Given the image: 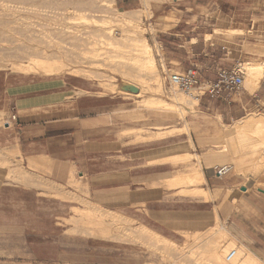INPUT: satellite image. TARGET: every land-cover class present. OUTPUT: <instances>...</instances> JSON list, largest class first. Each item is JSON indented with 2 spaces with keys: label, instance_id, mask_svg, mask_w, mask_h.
I'll list each match as a JSON object with an SVG mask.
<instances>
[{
  "label": "crops",
  "instance_id": "0c3cea01",
  "mask_svg": "<svg viewBox=\"0 0 264 264\" xmlns=\"http://www.w3.org/2000/svg\"><path fill=\"white\" fill-rule=\"evenodd\" d=\"M219 64L200 71L201 78L214 80L219 69L230 67ZM122 98L101 94L75 76L0 72V112L8 122L0 127V151H16L25 168L24 178L13 180L0 166V264H130L126 258L115 261V246L105 248L112 259L89 260L91 252L103 250V239L67 233L70 228L63 221L75 207L82 208L78 200H89L172 241L182 240L183 232L202 231L218 218L238 244L264 263V191L243 182L233 168L217 178V165L203 159L204 182L173 187L170 179L189 168L165 159L191 153L195 141L182 133L160 138L136 134L142 141L119 137L118 125L129 124L128 103ZM202 98L207 102L204 112L228 122L264 103V74L253 93L244 89L230 94L233 105L222 98ZM196 187L207 190L208 198L190 193ZM83 240L91 247L83 246Z\"/></svg>",
  "mask_w": 264,
  "mask_h": 264
},
{
  "label": "rangeland",
  "instance_id": "374dc122",
  "mask_svg": "<svg viewBox=\"0 0 264 264\" xmlns=\"http://www.w3.org/2000/svg\"><path fill=\"white\" fill-rule=\"evenodd\" d=\"M87 2L89 4L86 6ZM102 3H105L107 8ZM108 3L113 4L114 8L108 7ZM78 14H82L88 20L84 22L83 19H76ZM122 18L132 21L129 24L117 21ZM132 37L139 39L144 37L151 46L162 87H158L154 76L144 75L137 70L136 65L131 60ZM49 39H52L50 43ZM108 41L110 42L107 43ZM36 50L38 55L43 54L42 57L51 58L54 55V58H58L59 55L61 58L58 59L64 61L62 63L63 65L65 63V67L62 66V70L53 75L75 76L91 82L101 94L123 97V102L128 103L126 105L129 110L125 118L129 124L118 125L119 130H121L117 133L119 137L125 136L132 141H142L137 139L136 134L154 135L157 131L162 132L169 128L178 127V134H186L195 141V145L190 144L192 149L190 159L184 164L180 163L183 170L186 164H191L193 159L198 163L205 155L213 157V151L223 146V149H226L223 153L228 155V161L214 162L211 165H231L234 175L243 182L248 181L247 184L258 188V191H264V166L254 175L255 171L253 173L249 171V166L246 164H244L245 166H238L237 161H235L241 158V153L238 154V152H243L241 140L250 136L248 132H251L249 131L251 129L244 133L245 137L228 132L230 130L232 132V125H235V121L241 117L264 115V103L259 102L258 104L257 102L259 107H249L239 117L228 122L221 121L219 115L213 117L204 112L202 106L207 105V102L204 104V98L200 99L193 107L184 104V113L181 114L179 105L174 102L173 96H181L184 101L189 102L191 96L195 94H187L174 88L164 78L166 74L182 72L193 65L204 73L207 69L215 68L219 62L222 67H231L237 61H241L245 68L242 90L245 89L248 93H253L258 86L253 90L246 87L247 70L245 66L248 63H264V0H0V72H25L20 65L27 63L29 57L34 56V53V57H41V55H37ZM228 51L230 53H227ZM126 69H130L127 77L136 86L131 87L129 86L131 84L124 82L127 77L121 72H126ZM35 74L47 75L42 72ZM113 84L116 87L114 85V88H111ZM128 88H135L139 95L127 90ZM156 98H161L173 106L160 108L157 104H149V107L145 104L146 99ZM234 103L233 99L230 105ZM121 112L118 113V116H122ZM6 120L5 113L1 112L0 127ZM127 129L132 130L125 131ZM229 134L234 136V139ZM216 135H219L216 137L217 139H215ZM236 136L237 139H235ZM231 140L233 141L231 142ZM214 141L217 144H212ZM1 156L0 166L8 169L7 178L13 180H17L19 177L24 178L25 168L20 157L16 158L15 154L9 155L8 151L3 150L0 151V158ZM3 157L7 160L6 163L3 162ZM9 158L18 166L10 162ZM238 167L240 172H237ZM244 168L247 169L244 170ZM201 183L183 182L177 183V186L185 188L193 185L198 186ZM78 202L82 208L87 205L91 206L85 200H78ZM100 214L101 216L105 215L102 218L108 222L102 223L103 227L94 220L91 222V220L79 219L80 215L78 216L75 211L67 220L63 221L70 228L67 233L77 234L84 239L89 237L103 239V241H99L103 250L94 251L90 253V256L88 255L89 260L93 261L112 259V253L106 252L105 248L115 246L119 249L114 253L115 261H122L126 258L130 264H203L205 259L204 264H206L207 262L210 263L207 260L209 259V252L215 248H221L220 245L225 243L224 241L229 242L228 237L224 236L222 237L223 242L218 244V233L211 234L213 233L211 227L216 223L214 220L210 226L202 231L193 234L188 233L189 236L183 232L182 240L173 241L175 244H170L171 247L167 244L164 248V245L160 243L153 244L151 240L149 242L140 230L141 225L133 220L125 218L126 221L112 222L106 212H100ZM218 221L216 228L220 227L221 224L225 227L224 223L219 219ZM132 229L136 232L135 236L131 233ZM212 242L215 245L211 244ZM82 243L83 246L86 243L90 247L92 244L84 240ZM201 243L206 246L201 245ZM233 246L229 245L227 250L234 248ZM121 249L124 250V255ZM85 251L88 250L83 247V252ZM165 254H169L167 260ZM199 254H201L200 259ZM123 256L125 257L123 258ZM195 259L199 260L197 261L199 263Z\"/></svg>",
  "mask_w": 264,
  "mask_h": 264
},
{
  "label": "bare ground",
  "instance_id": "6f19581e",
  "mask_svg": "<svg viewBox=\"0 0 264 264\" xmlns=\"http://www.w3.org/2000/svg\"><path fill=\"white\" fill-rule=\"evenodd\" d=\"M101 2V1H100ZM113 2V1H112ZM80 3V2H79ZM84 3H86V1H84ZM83 3V4H84ZM105 3H107V2H105ZM105 3L103 4L104 6H105ZM111 3V2H110ZM89 4V2H87V4H86V6ZM109 4V3H108ZM100 5V4H99ZM107 5V4H106ZM91 6H93V5H91ZM106 7V6H105ZM108 7H110L111 9L112 8H114L113 7V4H109L108 5ZM107 8V7H106ZM117 8V7H116ZM115 10V9H114ZM148 10V9H147ZM144 11H145V9H144ZM148 13V12H147ZM122 14V13H121ZM77 15V14H76ZM119 15V14H118ZM124 15V14H123ZM149 15V14H148ZM114 16H116V15H114ZM113 17V16H112ZM120 17V16H119ZM71 18V17H70ZM76 19H83L84 20V22H86V20H88L87 18H85L82 14H78V16L77 17H75ZM75 19V20H76ZM109 20V19H108ZM111 20V19H110ZM80 21V20H79ZM117 21H120V22H122V23H128L129 24V22H131L130 20H126V19H124V18H122L121 20L119 19V20H117ZM95 22V21H94ZM108 22V21H107ZM110 23V22H109ZM112 23V22H111ZM117 23H119V22H117ZM122 23L120 24L121 26H122ZM132 23H134V22H132ZM127 24V25H128ZM132 25V24H131ZM134 27H135V24L133 25ZM132 26V27H133ZM137 26V25H136ZM137 28V27H136ZM135 28V29H136ZM236 30V29H235ZM139 31V30H138ZM141 31H142V29H141ZM234 31V30H233ZM132 33V32H131ZM138 34H140V33H138ZM135 35V34H134ZM133 38V37H132ZM141 38V37H140ZM144 38V37H143ZM139 39V38H136V37H134L133 39H132V43H131V47H130V50H131V54H132V61L134 62V64L136 65V68H137V70L138 71H140L142 74L144 73V75H147V76H154L155 77V80H156V83H157V85H158V87H162V85H161V82H160V79H159V77H158V73H157V67H156V62H155V58H154V55H153V50H152V48H151V46L148 44V42H147V40L144 38V39ZM131 39V38H130ZM50 40H52V39H49V43H50ZM52 42V41H51ZM97 42V41H96ZM110 41H108L107 43H109ZM60 43V42H59ZM57 44H58V42H57ZM56 44V45H57ZM105 45V44H104ZM108 45V44H107ZM113 45H115V44H113ZM93 46V45H92ZM94 46H97V45H95L94 44ZM109 46V45H108ZM123 46V45H122ZM125 46V45H124ZM28 47V46H27ZM34 47V46H33ZM110 47H113V46H110ZM58 48V47H57ZM96 48V47H95ZM94 48V49H95ZM116 47H114V50H116L115 49ZM119 48V47H118ZM43 49V48H42ZM119 49H121V48H119ZM126 49V48H125ZM112 50V49H111ZM128 50V49H127ZM41 51V50H40ZM122 51V50H121ZM35 52V51H34ZM39 52V51H38ZM43 52V51H42ZM107 52V51H106ZM105 52V53H106ZM109 52H111V51H109ZM114 52V51H113ZM112 52V53H113ZM36 53H37V50H36ZM40 53V52H39ZM130 53V52H129ZM44 54H45V52H44ZM52 54V53H51ZM28 55V54H27ZM33 55V54H32ZM37 55H38V53H37ZM39 55H41V54H39ZM38 55V56H39ZM43 55V54H42ZM42 55H41V57H34L35 56V53H34V56H30L29 57V59L26 61L27 63H23V64H21L20 65V67L25 71V72H34V73H38V72H42V73H44V74H47V75H53V74H55V73H57V72H59L60 70H62L61 68H62V66H64L65 67V63H64V65H63V63L62 62H64V61H61V60H59L61 57L58 55V58L57 57H51V58H48V57H46V56H43L42 57ZM56 55V54H55ZM113 56V54H110V56ZM117 55H118V53H117ZM129 55V54H128ZM29 56V55H28ZM51 56V55H50ZM106 56V55H105ZM123 56V55H122ZM65 57V56H64ZM107 57V56H106ZM109 57V56H108ZM123 57H125V56H123ZM127 57V56H126ZM66 59V58H65ZM14 66V65H13ZM126 66V65H125ZM123 67H124V65H123ZM246 70H247V77H246V80H245V85H246V87H248L250 90H253V89H255L258 85H259V82H260V80H261V78L263 77V74H264V63H248V64H246ZM18 69V68H17ZM121 69H123L122 67H121ZM19 70H21V69H19ZM71 70H72V68H71ZM130 70V69H129ZM129 70H127L126 69V72H121V71H119V72H121V73H123V75L124 76H126L127 77V73L129 72ZM82 71V70H81ZM72 72V71H71ZM130 73V72H129ZM122 75V76H123ZM123 76V77H124ZM134 79V78H133ZM124 82H126V83H128V84H131V85H129V86H136V84H134L133 83V81H131V80H129L128 79V77L126 78V79H124ZM110 85V84H109ZM114 85L115 84H113V87H111V88H114ZM111 86V85H110ZM115 87H116V85H115ZM122 88V87H121ZM121 88H119V89H121ZM110 89V88H109ZM116 89V88H115ZM111 90H114V89H111ZM134 94H136V95H139V92H136V93H134ZM190 96V95H189ZM150 98V97H149ZM155 98V97H154ZM173 99H174V102L176 103V104H178L179 105V110H180V112H181V114H183L184 113V110L183 109H185V107H184V104H188V105H190L191 107H193V105H195L197 102H198V100H197V98L195 97V96H191V98H190V100H189V102H186V101H184V99H183V97H181V96H176V95H174L173 96ZM145 104H147V106L149 105V104H157L160 108L162 107V106H165V107H168V106H173L171 103H169V102H166V101H164L163 99H161V98H156V99H146V101H145ZM146 106V107H147ZM149 107V106H148ZM155 107V106H154ZM164 107V108H165ZM189 107V106H188ZM191 107H190V109H191ZM1 113V112H0ZM3 113V112H2ZM234 125V124H233ZM232 125V127H233V130H232V132H230V131H228L229 133H231V134H235V135H238V136H246V135H244V133L245 132H247V130L248 129H251V130H249V131H251V132H248V133H250V134H248V135H250L249 137H245V138H240V139H242L241 141H242V148H241V150L243 151V152H238V154H240V156H241V158L240 159H236L235 161H237V165L238 166H242V165H244V164H246V166H249V167H247V168H249L248 170L249 171H252V173H253V171H255L254 172V175L256 174V172L259 170V169H261L262 168V166H264V115L263 114H261V115H248V116H246V117H241L240 119H238V120H236L235 121V125L233 126ZM226 126V125H225ZM224 126V127H225ZM232 127H231V129H232ZM224 129H226V128H224ZM177 130H179V128L178 127H173V128H170V129H167L166 131H162V132H156L154 135L152 134L149 138H160V137H163V136H165V135H167V134H178V132H177ZM217 131V130H216ZM220 131V130H219ZM225 131V130H224ZM165 133V134H164ZM215 133V132H214ZM220 133H221V131H220ZM220 133H219V135H220ZM223 133V132H222ZM218 134V133H217ZM219 135H216L215 136V139H217L216 137L217 136H219ZM224 135V134H223ZM230 135V134H229ZM229 135H227V136H229ZM210 136H212V135H210ZM231 136V135H230ZM226 138V137H225ZM227 138H230V137H227ZM231 138H233L234 139V136L232 137L231 136ZM230 138V139H231ZM223 139H224V137H223ZM222 139V140H223ZM235 139H237V136H236V138ZM240 139H239V141H240ZM220 140V139H219ZM230 141V140H229ZM233 140H231V142H232ZM238 140H236V142H237ZM222 142V141H221ZM226 142V141H225ZM227 143V142H226ZM238 143V142H237ZM212 144H217V142L216 141H214ZM232 145L233 144H235V143H231ZM239 144V143H238ZM207 145H208V143H207ZM223 145V144H222ZM236 145V144H235ZM234 145V146H235ZM199 146V145H198ZM216 147V146H215ZM238 147V146H237ZM232 148V147H231ZM236 148V147H235ZM207 149V148H206ZM211 149V148H210ZM2 150V149H1ZM205 150V149H204ZM212 150V149H211ZM227 150H229V149H227ZM224 151H226V149H223V146H222V148H220V149H218V150H214L213 151V153L214 154H212V156L213 157H210V156H208V155H205L204 157H202V159L204 160V162H205V164H207V165H211V164H213L214 162H221V161H225V160H227V158H229L228 157V155L227 154H225V153H223ZM16 151H14V152H9V155H13V154H16L15 153ZM204 152V151H203ZM206 152V151H205ZM210 152V151H209ZM208 152V153H209ZM192 154L191 153H188V152H186V153H180V154H175V155H173V156H171V157H168V158H166L165 160H167V161H171V162H174V163H178V164H180V163H182V164H184L185 162H187L189 159H190V156H191ZM231 155V154H230ZM197 157H198V155H197ZM201 157V156H200ZM199 157V158H200ZM234 157V156H233ZM7 158V157H6ZM42 158V157H41ZM45 158V157H44ZM44 158H42L43 160H44ZM235 158H236V156H235ZM237 158H239V157H237ZM28 159V158H27ZM201 159V160H202ZM230 159H232V158H230ZM201 160L199 161V162H201ZM234 160V159H233ZM6 161L7 160H5V158L3 159V162H5L6 163ZM228 161V160H227ZM234 161V162H235ZM197 163V164H194V165H192V164H186V166H188L187 167V174H183V175H177V176H175V177H173L172 179H170L171 181V184H172V186L173 185H177V183H183V182H192V183H199V182H204V178H203V173H202V171H201V165H200V163ZM203 162V163H204ZM232 162V161H231ZM38 163V162H37ZM36 163V164H37ZM204 164V165H205ZM233 164V163H232ZM236 164V163H235ZM248 164V165H247ZM38 165V164H37ZM184 166V165H183ZM245 166V165H244ZM35 167V166H34ZM234 167H236L235 165H234ZM241 168H243V167H241ZM246 168V169H247ZM47 169V168H46ZM245 168H244V170H246ZM242 170V169H241ZM48 171V170H47ZM236 171V170H235ZM239 171V167H238V170H237V172ZM240 172V171H239ZM246 172V171H245ZM242 174V173H241ZM13 175V174H12ZM244 175H246V174H244ZM248 175V174H247ZM12 177V176H11ZM248 177V176H247ZM49 188H51V187H49ZM50 191V190H49ZM194 192H196V193H200V194H203V195H205L206 196V198H208V196H209V193H208V191L207 190H205V189H202V188H200V187H196L195 188V190L193 189V190H191L190 191V193H194ZM229 192V191H228ZM56 193H58V191L56 192ZM60 193V192H59ZM56 195H58V194H56ZM61 195V194H60ZM59 195V196H60ZM64 195V194H63ZM226 195H227V193H226ZM205 196H204V198H205ZM63 198V197H62ZM227 200V199H226ZM87 201H89V200H87ZM227 203H229V202H227ZM88 204H89V202H88ZM90 204H91V206L90 205H87V204H85V205H87L86 207H83V208H74V210L73 211H75V213L79 216L80 215V218L79 219H87L88 221H90L91 220V222H92V220H94L95 222H97L98 224H101V227H103L102 226V223H108V222H106L107 220H105L104 218H102L103 216H105V215H103V216H101V214H100V212L102 213V212H106V214L108 215V216H110L109 217V219H111L112 220V222L114 221V222H116V221H120V220H124V221H126L127 219H125V216L123 217V216H121V215H118V214H113V212H111V213H108L106 210L104 211H102V209L99 207V208H97L96 206H94V203H91V201H90ZM93 204V205H92ZM226 204V203H225ZM97 211V212H96ZM78 219V220H79ZM82 221V220H81ZM110 222V221H109ZM216 223L214 224V226H212L211 228L213 229V233H211V234H213L214 235V232L215 233H218V235L217 236H219L218 237V244H221L222 242H223V238L222 237H224V236H227L228 237V240H229V242H227V241H224L225 243H222L221 245H220V247L221 248H215V249H213L211 252H209V255H208V257H209V259H207V260H209L210 261V263L211 264H258V263H260V261L253 255V253L247 248V247H245L244 245H242L241 243L240 244H238L237 243V241L233 238V237H231V235L232 234H230L229 233V231H228V229L226 228V227H224V226H222V224H221V226L220 227H218V228H216V226L218 225L217 223L219 222L218 221V219L216 218V221H215ZM117 223H119V222H117ZM127 223V222H126ZM92 224V223H91ZM94 224V223H93ZM105 224H104V226H105ZM95 225V224H94ZM122 225V224H121ZM100 226V225H99ZM139 228V227H138ZM140 230L142 231V234H144L145 235V237H146V239H148L149 240V242H150V240L153 242V244L154 243H160L161 245H164V248H165V246L168 244V246L170 245V244H175L172 240H170V239H168V238H166V236L164 237V236H162V235H160V234H158V233H156L155 231H153V230H151L150 228H148V227H146V226H143V225H141V228H140ZM140 230H138V231H140ZM209 230H211V229H209ZM130 230L128 229V232H129ZM136 231H137V229H136ZM133 231V229H132V234L134 235L136 232H134ZM130 234V233H129ZM140 234V233H139ZM133 235H132V237H133ZM187 235H188V233H187ZM135 236V235H134ZM189 236V235H188ZM191 236V235H190ZM140 237V236H139ZM144 237V236H143ZM144 237V238H145ZM209 237H211V236H209ZM194 238V237H193ZM131 240H132V238H131ZM144 240V239H143ZM209 240V239H208ZM214 241V240H213ZM216 241H217V239H216ZM204 242V241H203ZM207 242H209V241H207ZM205 243V242H204ZM200 244V243H199ZM203 243H201V245H202ZM206 244V243H205ZM208 244V243H207ZM211 244H213V245H215L214 244V242H212ZM218 244H216V245H218ZM190 245V244H189ZM189 245L187 246V249H188V247H189ZM204 245V244H203ZM229 245H235L236 247H234V248H232V249H230L229 251L227 250L228 249V247H229ZM167 246V247H168ZM172 246H174V245H172ZM204 246H206V245H204ZM210 246H212V245H210ZM158 247V246H157ZM169 247H171V245L169 246ZM168 247V248H169ZM198 247V246H197ZM213 247H215V246H213ZM213 247H211V248H213ZM206 248V247H205ZM210 248V247H209ZM208 248V249H209ZM172 249V248H171ZM180 249V248H179ZM184 249V248H183ZM197 249V248H196ZM203 249V248H202ZM207 249V248H206ZM164 250V249H163ZM163 250H162V252H163ZM181 250V249H180ZM195 250V249H194ZM231 250H234V254L230 257V258H228L227 257V255L230 253V251ZM177 251V250H176ZM183 251V250H182ZM187 251V250H186ZM190 251V250H189ZM167 252V251H166ZM166 252H164V253H166ZM174 252V251H173ZM203 252H205V253H207L206 251H203ZM169 253V252H168ZM191 253H193L192 252V250H191ZM190 252H189V254H191ZM201 253V252H200ZM177 254V253H176ZM181 254V253H180ZM183 254V253H182ZM203 254V253H202ZM162 255V254H161ZM167 255H169V254H167ZM167 255L165 254V259L167 258ZM188 255V254H187ZM193 255V254H192ZM200 255L201 254H199V259H200ZM205 255V254H204ZM194 256H195V254H194ZM193 256V257H194ZM197 256H198V254H197ZM203 256V255H202ZM174 257V256H173ZM183 257V256H182ZM190 257H192L191 255H190ZM170 258V257H169ZM168 258V259H169ZM201 258H203V257H201ZM171 259H172V257H171ZM163 260H164V258H163ZM167 260V259H166ZM172 260H174V259H172ZM175 260H176V258H175ZM189 260H191V259H189ZM196 260V259H195ZM194 260V261H195ZM206 260V259H205ZM205 260L203 261V264L205 263ZM197 261H199V260H196V262ZM176 262V261H175ZM177 262H178V258H177ZM207 262V261H206ZM171 263V262H170ZM182 263H184V262H182ZM197 263H199V262H197ZM208 264H210L209 262H207ZM206 263V264H207ZM169 264V263H168ZM178 264V263H177ZM192 264V263H191ZM202 264V263H201Z\"/></svg>",
  "mask_w": 264,
  "mask_h": 264
},
{
  "label": "built area",
  "instance_id": "2783aa9c",
  "mask_svg": "<svg viewBox=\"0 0 264 264\" xmlns=\"http://www.w3.org/2000/svg\"><path fill=\"white\" fill-rule=\"evenodd\" d=\"M244 75V63L237 61L229 68L219 69L214 80L201 78L200 71L195 65L186 68L182 72L166 74L164 78L174 88L187 94L194 93L198 101L206 95L210 98H222L227 102H231L229 95L237 94L243 89ZM15 119L14 114L10 115V120ZM231 170V165H220L214 168V174L217 178H222ZM233 254L234 250H231L227 257L230 258Z\"/></svg>",
  "mask_w": 264,
  "mask_h": 264
},
{
  "label": "water",
  "instance_id": "95a60500",
  "mask_svg": "<svg viewBox=\"0 0 264 264\" xmlns=\"http://www.w3.org/2000/svg\"><path fill=\"white\" fill-rule=\"evenodd\" d=\"M127 90H129V91H133V92H136V89L135 88H128Z\"/></svg>",
  "mask_w": 264,
  "mask_h": 264
}]
</instances>
